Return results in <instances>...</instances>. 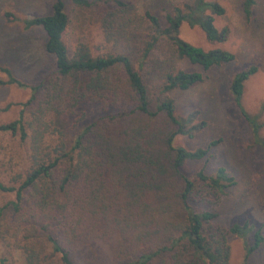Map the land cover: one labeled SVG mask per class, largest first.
Returning a JSON list of instances; mask_svg holds the SVG:
<instances>
[{"label":"trees","instance_id":"1","mask_svg":"<svg viewBox=\"0 0 264 264\" xmlns=\"http://www.w3.org/2000/svg\"><path fill=\"white\" fill-rule=\"evenodd\" d=\"M218 2L174 5L163 22L146 11L142 21L148 33L135 56L127 47L138 18L133 6L120 0H53L49 15L23 21L24 28L43 31V51L53 57V69L28 86L31 95L18 119L0 125V133L29 142L22 174L13 185L0 184V192L12 196L7 206L24 238L23 264H42L47 258L52 264L42 255L43 247L59 264H72V257L94 241H109L117 264H229L226 235L247 226L224 230L212 221L232 178L222 168L210 176L202 170L188 176L180 172L185 162L202 159L219 141L193 152L174 147L175 137H190L199 126L177 116L167 95L190 89L203 74L233 60L219 48L203 50L179 37L185 23L196 26L210 45L225 42L229 29L214 25L224 13ZM66 3L103 10L102 40L111 48L91 53L87 44L78 43L68 54L62 41ZM250 6L251 0L243 1V14ZM157 49H163L164 58L152 64ZM179 61L197 70L176 67ZM147 62V68L157 69L151 85L143 74ZM0 72L5 76L0 86L27 87L7 70ZM254 72L250 67L238 73L229 85L239 110L243 83ZM81 103L99 105L102 114L79 129L71 145L46 143L48 134L60 136L57 120L73 118L71 128L83 120L77 112ZM240 113L256 135L258 127ZM252 237L245 258L262 242L258 231Z\"/></svg>","mask_w":264,"mask_h":264},{"label":"rangeland","instance_id":"2","mask_svg":"<svg viewBox=\"0 0 264 264\" xmlns=\"http://www.w3.org/2000/svg\"><path fill=\"white\" fill-rule=\"evenodd\" d=\"M134 8L137 16L136 31L130 37L128 49L138 54L141 41L148 33L143 14L147 11L163 22L174 5L189 4L191 0H120ZM244 0H219L223 8L222 16L214 19L217 29L226 26L229 35L225 42L210 45L205 42L201 31L183 23L179 37L198 48L208 50L219 48L233 55V60L221 67L203 74L201 83L186 91H172L168 95L173 100L175 113L180 118H191V124L199 126L192 136H177L172 145L187 152L207 149L210 142L219 141L207 149L206 155L196 161L184 163L180 172L186 176L202 170L213 175L218 168L224 169L233 184L224 194L215 209L213 226L227 230L232 225L247 228L239 234H227L225 242L229 250V264H264V0H251L247 15L243 14ZM53 0H0V68L27 87L13 85L0 86V125L18 119L22 105L28 101L31 91L28 86L42 81L53 69V57L43 51L44 34L38 27L24 28L23 21L47 16L51 12ZM110 7V6H107ZM110 9V8H109ZM68 25L62 41L71 54L74 46L85 43L91 53L111 48L102 40L99 25L103 10L96 7L81 8L65 4ZM163 49L154 51L152 64L162 61ZM145 64L143 74L151 85L157 80V69ZM176 67L187 71L197 70L184 61ZM253 67L255 72L243 83L240 110L258 127L255 135L242 117L229 94V85L234 77ZM0 80L5 76L0 72ZM157 83V82H156ZM77 112L83 120L71 128L73 118L57 120L54 127L60 136L49 134L46 143L61 140L66 146L72 144L75 135L86 124L93 122L102 110L97 104L81 103ZM26 116V113H23ZM29 142L18 135L0 133V184L13 185L17 175L27 166ZM16 180V179H15ZM11 194L0 192V260L3 264H23V236L14 226L9 206ZM258 231L262 236L259 246L245 258V250L252 245V234ZM43 256L52 264H59L56 256H51L48 247H43ZM41 257V256H40ZM48 258L42 264H47ZM72 264H117L111 243L94 241L72 257Z\"/></svg>","mask_w":264,"mask_h":264}]
</instances>
